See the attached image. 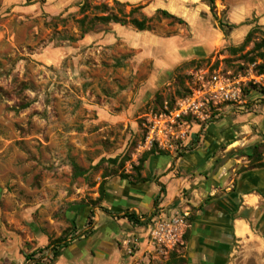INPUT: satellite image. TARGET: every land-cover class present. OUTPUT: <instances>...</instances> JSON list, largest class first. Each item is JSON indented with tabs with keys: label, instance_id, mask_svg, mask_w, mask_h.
Returning <instances> with one entry per match:
<instances>
[{
	"label": "rangeland",
	"instance_id": "1",
	"mask_svg": "<svg viewBox=\"0 0 264 264\" xmlns=\"http://www.w3.org/2000/svg\"><path fill=\"white\" fill-rule=\"evenodd\" d=\"M86 1L89 7L82 11ZM228 2L215 0L222 20ZM120 3L124 6L114 0H0V264H55L58 257L49 245L61 240L69 245L84 235L78 233L80 213L101 210L109 182L146 178V163L135 169L146 151L178 157L225 108L247 112L264 106V73L256 69L262 60L252 51L264 33L255 28L244 51L226 48L182 65L170 84L136 108L150 67L135 74L134 54L126 48L88 53L81 39L79 21L85 16L84 28L95 16L120 9L128 15L136 7ZM141 14L146 16L141 10L132 17ZM109 26L88 25L91 33ZM150 26L161 35L181 27L161 15ZM216 83L235 93L236 101L227 100ZM180 194L189 196L187 190ZM159 203L120 238L125 264L175 259L190 264L195 215ZM181 218L183 225L174 224ZM93 223L91 218L84 223L86 233ZM230 242L223 264H264L263 235Z\"/></svg>",
	"mask_w": 264,
	"mask_h": 264
},
{
	"label": "crops",
	"instance_id": "2",
	"mask_svg": "<svg viewBox=\"0 0 264 264\" xmlns=\"http://www.w3.org/2000/svg\"><path fill=\"white\" fill-rule=\"evenodd\" d=\"M117 1L143 5L148 17L165 10L185 22L172 35L112 23L108 31L90 32L82 40L88 53L126 48L134 54L135 74L150 67L138 89L136 108L170 84L182 65L241 46L255 28L264 33V0H230L223 22L232 28L223 30L205 0ZM256 106L247 112L225 108L195 134L198 143L182 157L152 155L144 176L150 180L109 182L101 210L81 211L83 230L78 233L84 235L64 248L55 264H125V251L118 242L132 222L124 214L134 213L140 221L150 216L158 204L160 185L165 187L160 207L195 215L190 264H223L230 239L264 236V167L249 168V156L264 142V106ZM184 190L188 198L180 196ZM90 218L94 223L86 233L84 223Z\"/></svg>",
	"mask_w": 264,
	"mask_h": 264
},
{
	"label": "trees",
	"instance_id": "3",
	"mask_svg": "<svg viewBox=\"0 0 264 264\" xmlns=\"http://www.w3.org/2000/svg\"><path fill=\"white\" fill-rule=\"evenodd\" d=\"M207 2V4L210 7L211 13L214 17V19L216 20V22L218 23L219 27L223 30L225 28H232L231 25L223 22V20L221 18L218 17L217 13H216V5H215V0H205ZM114 4L116 6L119 7H123L124 5L121 4L119 1L114 0ZM89 7V3H84L82 5L81 10L84 11L85 9H87ZM144 6L139 5L136 7H133L132 10L130 11V13L128 15L124 14L123 10L120 9L118 10V14H114L112 13H108L106 15L103 16H95L93 19H91L88 23L89 24H93L94 21L97 22H101V23H107V24H112V23H118L121 25H131L133 26L136 30L138 31H146V30H152L150 23L155 20V18H159V15H161L164 19H169L172 20V23H178L180 25L184 24L185 22L175 16L170 14L169 12L165 11V10H158L156 12L155 17L152 18H148L146 16H144L143 14H141V18H133L132 16L137 13L140 12L143 9ZM101 9L107 11L108 6L106 5H101L100 6ZM99 9V8H98ZM127 18H130L129 20H127ZM87 20V16H85L82 20L79 21V24L81 25L82 28V35H81V39H84L85 35L90 33L91 30L89 29L88 25H86V28H84V24L85 21ZM254 33V30L252 32L249 33V35L247 36L246 40L244 41V43L239 46V47H228L227 49L232 52V53H237V52H241L244 51V49L248 46V44L251 42V37ZM67 40L69 41H73L75 40L73 37L68 38ZM254 52L257 53V57L259 59L262 60V64H259L256 69L258 70L259 74H263L264 73V39L261 42H256L255 46L253 48ZM250 63H256V60L254 58L249 60ZM158 99V96L156 98V100ZM198 143V139L195 138V140L190 144V146L185 150V151H189L191 149L194 148V146ZM263 150H264V142L261 144H258L255 146L253 153L249 156V160H250V165L249 168H261L264 167V160H263ZM184 151V152H185ZM184 152H182V154H180V156L178 157H182L184 155ZM156 154H160V155H164L165 152L163 150H157V149H150L149 151H146L143 156L140 158L139 160V165L135 167V169L137 170V172H139L141 169H143L144 164L149 160V158L152 155H156ZM139 180V178H138ZM142 181H148L150 180L149 177L144 178V179H140ZM161 187V192L160 195L158 196L157 200H156V204L159 202V200L161 199L162 194L165 192V187L163 185H160ZM102 192H103V187H102ZM104 193V192H103ZM103 196V194H102ZM124 217L129 219L132 223L134 224H141V221L136 218V216L134 215V213L131 212H126L124 214ZM194 221V220H193ZM49 247L52 250V254L53 257H59L60 254V250L67 248V242L66 241H57L52 243V245H49ZM171 264H186L185 261L183 259H175L172 260Z\"/></svg>",
	"mask_w": 264,
	"mask_h": 264
},
{
	"label": "built area",
	"instance_id": "4",
	"mask_svg": "<svg viewBox=\"0 0 264 264\" xmlns=\"http://www.w3.org/2000/svg\"><path fill=\"white\" fill-rule=\"evenodd\" d=\"M226 87H224L222 85L219 86L218 83H216V86H215L216 90L222 92L227 100L236 101V94L235 93L232 94V93H230V91H227ZM179 117H181V115H179L178 118ZM189 214H190L189 212H186L185 216H188ZM174 224L183 225L184 224L183 219L182 218L181 219H177V220L175 219L174 220Z\"/></svg>",
	"mask_w": 264,
	"mask_h": 264
},
{
	"label": "bare ground",
	"instance_id": "5",
	"mask_svg": "<svg viewBox=\"0 0 264 264\" xmlns=\"http://www.w3.org/2000/svg\"><path fill=\"white\" fill-rule=\"evenodd\" d=\"M182 1H184V0H182Z\"/></svg>",
	"mask_w": 264,
	"mask_h": 264
}]
</instances>
